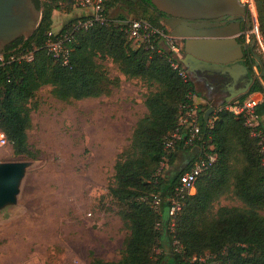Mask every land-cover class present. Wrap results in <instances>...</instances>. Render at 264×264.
Instances as JSON below:
<instances>
[{"label": "trees", "instance_id": "16d2710c", "mask_svg": "<svg viewBox=\"0 0 264 264\" xmlns=\"http://www.w3.org/2000/svg\"><path fill=\"white\" fill-rule=\"evenodd\" d=\"M35 2L43 13L40 25L29 39L17 40L8 47L4 60H0V131L5 132L16 155L37 156L28 140L32 126L28 101L41 87L51 85L54 95L70 100L99 97L110 92V83L118 86L121 79H111L98 58L111 59L127 78H141L158 86L145 98L148 112L138 121L129 148L118 156L114 185L109 188L110 194L124 206L119 214L130 231L123 255L118 261L93 257L91 264H189L188 259L206 252L219 254L216 258L228 264H264V154L243 119L219 110L210 116L216 118L211 127L201 111L203 142L188 149L178 145L168 153L166 140L179 127L183 106L192 103V95L196 93L190 76L185 79L173 67L172 54H161L146 44H134L115 25L98 24L76 33L70 62L65 66L48 53L46 42L52 30L53 12H70L75 3L79 5V0ZM255 2L264 37V0ZM126 3L129 13L136 12V7H144V15L135 18L147 19L168 31L162 23L165 14L150 0ZM113 5L108 0L109 13ZM150 9L158 15L148 16ZM19 45L22 47L17 50ZM28 52H34L32 62L19 58L21 53ZM251 91L264 93V86L257 81ZM258 112L261 115L264 112V102ZM195 149L199 151L197 156L210 149L217 153L218 159L198 179L196 192L185 196L183 208L173 220L169 199L181 175L192 164L177 167L178 151ZM236 153L243 159L239 169L234 163ZM164 161L169 169L162 173ZM227 191L241 205L216 208L215 203ZM176 241L182 246L179 251Z\"/></svg>", "mask_w": 264, "mask_h": 264}, {"label": "rangeland", "instance_id": "374dc122", "mask_svg": "<svg viewBox=\"0 0 264 264\" xmlns=\"http://www.w3.org/2000/svg\"><path fill=\"white\" fill-rule=\"evenodd\" d=\"M112 1L114 17L145 13L141 6L127 12V0ZM241 1L252 14L251 0ZM72 8L74 12L80 6L75 3ZM157 15L148 11V16ZM98 62L111 79H121L118 86L110 83V92L99 97L70 100L54 95L51 85L41 87L28 101V140L37 156L16 155L12 144L0 151V163H27L16 202L0 208V264H91L93 257L118 261L123 255L130 231L119 214L124 206L109 188L118 156L129 148L138 121L148 112L145 98L158 86L127 78L111 59ZM234 163L242 167L239 153ZM161 166L162 173L169 169L166 163ZM177 167H182L180 160ZM224 199L232 206L240 201L227 191L215 207Z\"/></svg>", "mask_w": 264, "mask_h": 264}, {"label": "built area", "instance_id": "2783aa9c", "mask_svg": "<svg viewBox=\"0 0 264 264\" xmlns=\"http://www.w3.org/2000/svg\"><path fill=\"white\" fill-rule=\"evenodd\" d=\"M107 2L108 0H79V6L87 9L89 11L88 15L75 19L65 32L56 34L51 30L46 42L48 53L55 59L61 61L63 65L67 66L70 62V55L73 50L72 42L74 41L76 33L88 31L98 24L106 26L115 25L119 27L134 44H146L147 48L154 49L161 54L170 52L175 59L174 62H172L173 67L177 69L180 75L185 79L188 78L189 73L180 60L181 49L179 39L173 37L169 30L167 31L162 27L155 26L147 19L116 18L112 16L106 9ZM250 7L252 8L253 20L251 33L264 56V37L260 31L258 17L252 0L250 2ZM14 58L15 56H12V59ZM19 58L32 62L34 60V52H28ZM0 60H4L3 55L0 57ZM194 95H192L193 102L183 106L184 112L180 116L179 127L166 140L165 147L168 153L176 150L178 145L182 146L184 149L197 147L200 142L204 140L201 129L200 109L193 100ZM261 102V98L249 94L239 100L227 102L217 111L227 110L234 116L242 118L244 124L249 128L251 136L259 141L261 152L264 154V126L261 122V114L258 112V107ZM215 119V117H211L207 121L211 127L214 125ZM9 145H11V143L7 135L5 132L0 131V151ZM210 149L201 151L199 156H197L196 153L191 167L181 175L179 184L175 188L173 196L169 199V212L173 220L182 210L185 196L196 192L198 179L204 173L208 172L217 162V153L210 151ZM166 161L163 163H166ZM175 244L177 245L176 251H179L182 246L178 241H176ZM187 261H189V264H228L224 260L217 259L216 256L212 254L195 255ZM19 264L29 263L22 262Z\"/></svg>", "mask_w": 264, "mask_h": 264}, {"label": "water", "instance_id": "95a60500", "mask_svg": "<svg viewBox=\"0 0 264 264\" xmlns=\"http://www.w3.org/2000/svg\"><path fill=\"white\" fill-rule=\"evenodd\" d=\"M150 1L165 14L164 21L170 34L184 41L188 57L216 65L242 62L247 46L238 40L242 34L241 15L246 7L241 0ZM42 14L35 0H0V57L14 42L29 39L34 34ZM220 27L231 30H217ZM182 62L187 67L186 60ZM262 70L264 76V66ZM250 92L249 84L245 91L230 100H239ZM213 112V108L206 112L207 121ZM197 151L191 152L186 165L194 160ZM26 166L23 161L0 163V208L16 202Z\"/></svg>", "mask_w": 264, "mask_h": 264}, {"label": "crops", "instance_id": "0c3cea01", "mask_svg": "<svg viewBox=\"0 0 264 264\" xmlns=\"http://www.w3.org/2000/svg\"><path fill=\"white\" fill-rule=\"evenodd\" d=\"M126 10L127 12H129V8H127ZM88 13L89 11L87 9L81 7L75 10L74 12L55 10L53 12L52 17V31L58 34L62 32L63 28L68 23H70V21L75 19L74 17H85L88 15ZM179 45L181 49L180 60L181 62L182 60H186L187 67L185 66V68L187 69L195 87L196 93L194 95L193 100L199 106L200 112H205L204 114H206V112L211 108H213V113H215L222 105L226 104L227 102H230V99L232 97L237 96L238 94L245 91L249 84L251 87V85L253 84L251 83V80L253 78L254 82L256 79V82L260 81V83L264 86V77H261V70L259 68L251 70L249 65L243 63V61L230 65H216L212 63H205L199 61L198 59L187 56L185 50V43L183 40L179 39ZM193 47L196 46L193 45ZM244 65L247 66L248 69H246ZM250 95L261 98L262 102L259 106L263 107V92L251 91ZM261 122L264 126V112L261 115ZM191 152L184 150L178 151V161L180 160L182 166L186 164V161ZM221 205L232 206L226 199L222 200ZM236 205H241V202L239 201ZM20 259L21 258L19 257L16 260Z\"/></svg>", "mask_w": 264, "mask_h": 264}, {"label": "flooded vegetation", "instance_id": "af4514ba", "mask_svg": "<svg viewBox=\"0 0 264 264\" xmlns=\"http://www.w3.org/2000/svg\"><path fill=\"white\" fill-rule=\"evenodd\" d=\"M245 5L246 7L244 9V12L241 15L242 34L238 37L239 42L247 46V49L245 50V54H244L242 61L243 63L249 65L251 70L255 68H259L261 70L260 72L261 77H264L262 76V72H263L262 66H264V56L262 55L258 47L257 41L255 40L253 34L251 33V28L253 25L252 14H251V11L248 5L247 4ZM217 30L229 31L231 29L220 27V28H217ZM252 83L253 84L250 87L251 89L255 85L256 79L254 82V78H253Z\"/></svg>", "mask_w": 264, "mask_h": 264}]
</instances>
